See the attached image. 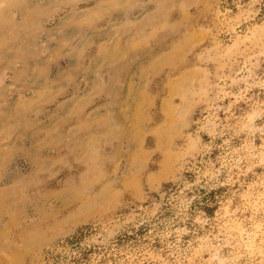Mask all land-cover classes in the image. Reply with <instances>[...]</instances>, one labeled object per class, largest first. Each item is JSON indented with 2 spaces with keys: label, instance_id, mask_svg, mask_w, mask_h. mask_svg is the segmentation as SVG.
<instances>
[{
  "label": "rangeland",
  "instance_id": "374dc122",
  "mask_svg": "<svg viewBox=\"0 0 264 264\" xmlns=\"http://www.w3.org/2000/svg\"><path fill=\"white\" fill-rule=\"evenodd\" d=\"M0 264H264V0H0Z\"/></svg>",
  "mask_w": 264,
  "mask_h": 264
},
{
  "label": "trees",
  "instance_id": "16d2710c",
  "mask_svg": "<svg viewBox=\"0 0 264 264\" xmlns=\"http://www.w3.org/2000/svg\"><path fill=\"white\" fill-rule=\"evenodd\" d=\"M206 208V210L210 209L208 206H204Z\"/></svg>",
  "mask_w": 264,
  "mask_h": 264
}]
</instances>
